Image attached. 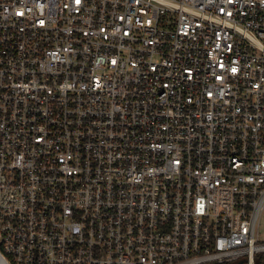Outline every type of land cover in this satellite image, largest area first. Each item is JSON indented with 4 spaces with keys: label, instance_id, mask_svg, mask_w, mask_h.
Here are the masks:
<instances>
[{
    "label": "built area",
    "instance_id": "1",
    "mask_svg": "<svg viewBox=\"0 0 264 264\" xmlns=\"http://www.w3.org/2000/svg\"><path fill=\"white\" fill-rule=\"evenodd\" d=\"M264 0H0L3 264H256Z\"/></svg>",
    "mask_w": 264,
    "mask_h": 264
},
{
    "label": "trees",
    "instance_id": "2",
    "mask_svg": "<svg viewBox=\"0 0 264 264\" xmlns=\"http://www.w3.org/2000/svg\"><path fill=\"white\" fill-rule=\"evenodd\" d=\"M256 264H264V253L257 254L256 257ZM208 264H235L233 262H224V263H208Z\"/></svg>",
    "mask_w": 264,
    "mask_h": 264
},
{
    "label": "rangeland",
    "instance_id": "3",
    "mask_svg": "<svg viewBox=\"0 0 264 264\" xmlns=\"http://www.w3.org/2000/svg\"><path fill=\"white\" fill-rule=\"evenodd\" d=\"M261 233H262V236L264 237V214L262 216V221H261ZM0 264H3L1 260H0Z\"/></svg>",
    "mask_w": 264,
    "mask_h": 264
},
{
    "label": "water",
    "instance_id": "4",
    "mask_svg": "<svg viewBox=\"0 0 264 264\" xmlns=\"http://www.w3.org/2000/svg\"><path fill=\"white\" fill-rule=\"evenodd\" d=\"M236 264H245L244 260H240L239 262H237Z\"/></svg>",
    "mask_w": 264,
    "mask_h": 264
}]
</instances>
